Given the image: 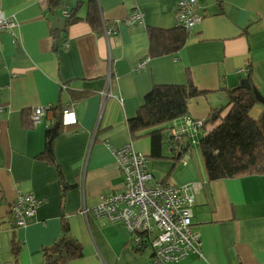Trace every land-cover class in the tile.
<instances>
[{
  "label": "crops",
  "instance_id": "1",
  "mask_svg": "<svg viewBox=\"0 0 264 264\" xmlns=\"http://www.w3.org/2000/svg\"><path fill=\"white\" fill-rule=\"evenodd\" d=\"M56 1L0 0L15 21L0 34V264H153L121 222L82 214L121 189L114 151L125 145L151 158L161 181L193 186L202 255L167 264H264V174L211 180L199 148L241 88L255 99L247 116L264 118V0H196L190 30L176 22L180 0ZM133 11L142 21L126 24ZM174 84L196 93L154 128L163 136L152 157L151 130L133 136L129 120L155 87ZM38 107L47 109L34 123ZM24 193L39 205L21 226L11 207Z\"/></svg>",
  "mask_w": 264,
  "mask_h": 264
},
{
  "label": "built area",
  "instance_id": "2",
  "mask_svg": "<svg viewBox=\"0 0 264 264\" xmlns=\"http://www.w3.org/2000/svg\"><path fill=\"white\" fill-rule=\"evenodd\" d=\"M64 16L69 13L64 10ZM176 22L185 30H190L200 21L196 12V0H180L176 6ZM141 12L129 14L126 24L140 23ZM264 20V18H263ZM15 25L11 16L0 10V34L10 31ZM112 28L105 35L112 34ZM144 62L137 65L138 69ZM247 73V69H238ZM47 107L36 108L31 117L38 123ZM185 116L183 117V120ZM193 128L201 126L200 120L186 118ZM76 121L74 103L61 114L63 125L70 126ZM114 157L121 176V189L107 192L100 197L99 203L91 209H83L82 214L93 215L107 222H121L130 232L132 248L150 249L153 264L178 262L190 255H202L201 234L192 227V207L194 189L192 185L169 184L157 181L149 170L148 157L140 151L125 145L114 151ZM38 201L29 193L18 195L11 211L18 225H24L26 218L32 216Z\"/></svg>",
  "mask_w": 264,
  "mask_h": 264
},
{
  "label": "trees",
  "instance_id": "3",
  "mask_svg": "<svg viewBox=\"0 0 264 264\" xmlns=\"http://www.w3.org/2000/svg\"><path fill=\"white\" fill-rule=\"evenodd\" d=\"M50 2L51 8L57 3L56 0ZM195 93L188 84L157 86L146 96V102L138 109L137 116L129 120V130L133 136L143 130H151L147 136L151 139L152 157L161 156L163 136L162 129L154 128L185 114L187 99ZM253 102L255 99L249 89L241 88L231 93V106L227 114L199 140L209 179L264 174V118L255 122L248 117L247 110Z\"/></svg>",
  "mask_w": 264,
  "mask_h": 264
},
{
  "label": "rangeland",
  "instance_id": "4",
  "mask_svg": "<svg viewBox=\"0 0 264 264\" xmlns=\"http://www.w3.org/2000/svg\"><path fill=\"white\" fill-rule=\"evenodd\" d=\"M138 24V23H137ZM195 144H196V141L194 142ZM192 145H194V144H192ZM194 147H197V145H194L193 146V148ZM149 160H150V164H149V166H150V168H149V170H150V172L152 173V175H153V178L155 179V180H157V181H161V180H163V178H164V174H162V176L160 177V174H159V170L156 168V167H153L152 166V159L151 158H149ZM151 251V250H150Z\"/></svg>",
  "mask_w": 264,
  "mask_h": 264
},
{
  "label": "water",
  "instance_id": "5",
  "mask_svg": "<svg viewBox=\"0 0 264 264\" xmlns=\"http://www.w3.org/2000/svg\"><path fill=\"white\" fill-rule=\"evenodd\" d=\"M58 20V21H63V18L62 17H54V20ZM255 92V95H256V97H257V99H259V100H261V96H260V94L258 93V91H254Z\"/></svg>",
  "mask_w": 264,
  "mask_h": 264
},
{
  "label": "flooded vegetation",
  "instance_id": "6",
  "mask_svg": "<svg viewBox=\"0 0 264 264\" xmlns=\"http://www.w3.org/2000/svg\"><path fill=\"white\" fill-rule=\"evenodd\" d=\"M5 32H10V31H5Z\"/></svg>",
  "mask_w": 264,
  "mask_h": 264
}]
</instances>
